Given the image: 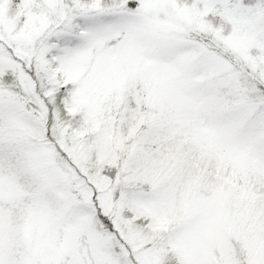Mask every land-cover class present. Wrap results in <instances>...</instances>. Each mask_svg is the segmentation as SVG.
Wrapping results in <instances>:
<instances>
[{
	"label": "snow or ice",
	"instance_id": "snow-or-ice-1",
	"mask_svg": "<svg viewBox=\"0 0 264 264\" xmlns=\"http://www.w3.org/2000/svg\"><path fill=\"white\" fill-rule=\"evenodd\" d=\"M0 264H264V0H0Z\"/></svg>",
	"mask_w": 264,
	"mask_h": 264
}]
</instances>
